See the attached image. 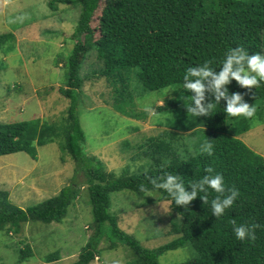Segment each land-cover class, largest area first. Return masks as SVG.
Returning a JSON list of instances; mask_svg holds the SVG:
<instances>
[{
    "label": "trees",
    "instance_id": "trees-1",
    "mask_svg": "<svg viewBox=\"0 0 264 264\" xmlns=\"http://www.w3.org/2000/svg\"><path fill=\"white\" fill-rule=\"evenodd\" d=\"M75 1L81 5L80 18L71 36L75 44L67 61L63 59L66 84L56 89L70 101L64 122L0 124V156L25 152L37 160V146L58 142L61 152L74 162L76 175L84 177L83 184L87 186L84 199L90 203L93 223L88 242L74 264H91L102 250L120 247H127L132 253L128 264H161V255L180 248L193 251V257L182 264H264V156L238 138L249 126L247 121L239 122L237 128L229 123L232 117L223 112L226 103L223 99L210 116H200L201 130H189L196 139L192 144L193 152L186 159L172 143L179 139V133L169 129L162 135H168L172 141L161 135L147 140L148 150L143 154L149 161L142 167L143 171L129 173L125 169L119 176L108 172L96 156L87 154L86 133L77 114L80 89L86 81L81 76L86 54L93 51L101 63L99 76L104 77L110 87L112 108L128 118L145 121L149 113L146 107L138 109L137 91L144 94L182 85L185 70L205 61L218 72L228 50L237 46L247 50L249 55L264 54V0ZM68 2L70 0H51L48 6L56 11L58 3ZM101 3L97 27L93 28L91 23ZM83 39L89 49H83ZM92 71L95 74L94 69ZM85 78L88 80L91 76ZM226 87L229 94L239 93L249 106L264 102V84L249 90L232 80ZM205 98L206 102L212 99L207 91ZM154 109L160 114L179 111L175 99ZM153 117L151 123L156 124ZM204 142L212 144L211 156L201 151ZM165 161L168 164L161 167ZM208 167L213 169V174L222 175L226 189L235 188L239 193L233 205L219 218L212 214L210 204H203L199 197L185 210L172 203L166 194L140 191L141 184L150 188L149 180L162 178L165 172L181 176L186 191H190L188 185L205 175ZM121 191H129L147 201L156 196L158 201L169 202L172 232L181 235L156 248L143 247L120 228L119 218L110 211V195ZM79 194L73 182L56 196L22 209L0 189V232L20 235L30 221L62 223ZM215 195L209 190V201ZM233 222L259 225L254 229L256 239L237 240L232 231ZM19 254L17 264L31 258L30 245L24 244ZM58 258V252L49 254L45 262Z\"/></svg>",
    "mask_w": 264,
    "mask_h": 264
},
{
    "label": "rangeland",
    "instance_id": "rangeland-1",
    "mask_svg": "<svg viewBox=\"0 0 264 264\" xmlns=\"http://www.w3.org/2000/svg\"><path fill=\"white\" fill-rule=\"evenodd\" d=\"M49 1L0 0V124L63 123L66 118L70 101L56 89L66 84L63 59L67 61L74 48L75 41L71 36L80 18L81 5L70 0L66 4L58 3L53 11L48 6ZM102 6L101 3L91 23L93 28L97 27ZM22 13H27L23 23L12 22ZM82 42L83 49H89L87 41ZM86 55L81 70L86 81L80 89L77 114L86 133L84 145L88 155L96 156L108 172L117 176L125 169L137 173L143 171L142 167L149 161L143 154L148 150L147 140L161 135L169 141L168 135L162 134L172 129L179 133V139L172 142L179 153L186 159L193 152L196 137L189 130H201L202 126L200 117L187 114L179 99L181 93L191 95L189 91L180 89L181 85L144 94L137 91L138 109L156 108L175 99L179 111L161 113L162 119L153 117L156 124L151 123V115L145 121L128 118L112 108L110 87L105 78L99 76L101 63L96 54L92 51ZM93 69L95 74H92ZM86 75L91 78L87 80ZM253 105L256 122L251 118L232 117L229 123L237 128L239 122L247 121L249 129L238 138L264 156V102ZM37 151V160L25 152L0 156V189L8 193L9 200L27 209L56 196L75 182L80 193L78 201L68 209L62 223L30 221L20 235L13 236L1 231L0 264H17L19 251L26 243L33 256L21 264H74L91 235L93 215L90 203L84 199L87 192L84 177L76 175L74 162L61 152L58 142L37 146ZM110 196V211L119 218L120 228L134 236L143 247L156 248L181 235L172 232L169 202L158 201L156 196L147 201L129 191L114 192ZM56 252L59 253L58 260L46 263V256ZM191 257L193 251L190 248H180L161 255L159 262L182 264ZM131 259L130 250L120 247L102 250L91 264H128Z\"/></svg>",
    "mask_w": 264,
    "mask_h": 264
},
{
    "label": "clouds",
    "instance_id": "clouds-1",
    "mask_svg": "<svg viewBox=\"0 0 264 264\" xmlns=\"http://www.w3.org/2000/svg\"><path fill=\"white\" fill-rule=\"evenodd\" d=\"M27 19V13H22L14 17V23H23ZM234 80L240 87L246 89H256L264 84V54L254 53L249 55L247 50L237 46L235 49H229L226 53L220 70L214 71L209 66V62L205 61L197 67H188L182 77V85L180 89H184L192 93L189 96L180 94L179 99L182 101L187 114L192 117H208L219 105L221 99L225 103L223 112L228 117L251 118L256 122V107L249 106L244 102L239 93L229 94L226 87L230 81ZM209 92L212 99L207 100L205 93ZM164 103V101H163ZM149 115L162 119L163 116L157 113L154 108L146 107ZM201 151L207 155H212V144L204 142L201 144ZM168 161L164 162L165 167ZM205 175L199 180L191 182L188 187L190 191H186V186L181 176L165 172L162 178L151 179L149 184L151 187L140 185V191L146 193L160 192L171 197L172 203L176 206H187L195 198L210 204L212 214L219 218L224 215L225 210L230 208L237 199L239 193L235 188L225 187L224 179L220 173H214L211 167L205 169ZM209 190L216 195L209 201ZM259 227L256 224L236 225L233 222L234 237L243 242L245 240L251 242L256 239L254 229Z\"/></svg>",
    "mask_w": 264,
    "mask_h": 264
}]
</instances>
